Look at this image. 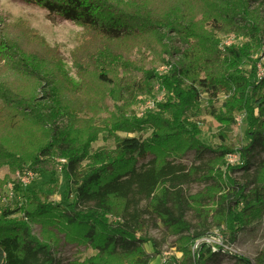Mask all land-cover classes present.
I'll list each match as a JSON object with an SVG mask.
<instances>
[{"label":"trees","instance_id":"16d2710c","mask_svg":"<svg viewBox=\"0 0 264 264\" xmlns=\"http://www.w3.org/2000/svg\"><path fill=\"white\" fill-rule=\"evenodd\" d=\"M23 1L80 26L90 38H98L101 43L93 52L84 49L76 59L85 63L91 56L107 63L102 70L96 71L98 82L103 85L112 83L106 70L110 65L123 59L125 65L133 67L121 52L115 50L113 43L128 46L135 42V50L139 51L138 45L148 41L143 38L147 35L158 43V39L170 33L183 37L187 49L182 57L187 66L174 67L164 75L154 69L146 70L143 80L149 86L146 91L150 93L151 86L159 83L167 100L156 106L162 116H168L158 118L160 121L155 125L160 126L144 140L125 137L116 143L113 153L96 152L86 156L85 142L74 143L64 133L48 129L25 159L7 152L4 158L14 169L26 165L28 171L51 176L61 169L65 196L59 202H47L34 195L26 207L4 210L0 214V264H58L52 245L31 234L34 224L50 230L67 229L73 232L72 240L78 237L92 245L102 257L91 259L87 264H106L105 259L113 257H131V264H149L159 252L154 240V251H143V245L149 241L143 235L146 222L159 221L178 236L187 238L188 242L206 235L191 233L192 225L186 215L192 209L183 187L191 181L212 179L213 173L220 179V183L213 186L220 193L216 197L217 206L226 216L239 219L233 217L238 209L245 215L247 212L257 217L261 215L264 209V76L257 78V65L264 55V42L255 37L260 32L259 16L249 10V0ZM230 32L249 40L222 48L217 36ZM257 52L259 55L254 58ZM163 54L167 57L171 52ZM2 62L0 87L5 82L3 75L8 74L5 68L21 79L37 80V83L50 74L43 71L35 53L22 50L11 39L0 40V64ZM244 64L250 66L247 74L242 69ZM213 66L219 69L216 76L209 69ZM13 87L4 86L0 94L10 105L22 106L21 115H17L40 127L54 117V114L42 113L31 92H18ZM199 90L212 97L220 92L228 94V100L222 105L224 116L220 120H232L230 116L244 111L248 115L249 142L236 150L219 146L212 159L187 168L177 157L193 151L199 158L203 150L210 151L196 139L199 130L195 125L187 129L190 123L185 118L188 110H198ZM61 106L56 104L54 110L63 113ZM15 109L16 106L13 113ZM255 109L257 116L253 114ZM152 120L154 118L147 115L129 121L143 125ZM116 127L123 126L118 122ZM54 152L64 160L63 163L55 164L49 160ZM229 154L238 155L241 164L233 167L226 162L225 157ZM261 154L263 157L256 160ZM86 158L89 163L83 170L80 165ZM240 169H244L246 178L242 184L229 176ZM20 211L22 220L11 218ZM111 217L114 220L110 221ZM199 248L195 260L189 256V264H206L217 255L207 244ZM203 252L207 256L204 257ZM233 258L235 264H264V253L253 262L238 256Z\"/></svg>","mask_w":264,"mask_h":264},{"label":"rangeland","instance_id":"374dc122","mask_svg":"<svg viewBox=\"0 0 264 264\" xmlns=\"http://www.w3.org/2000/svg\"><path fill=\"white\" fill-rule=\"evenodd\" d=\"M122 2L128 3L127 0ZM249 10L259 16L260 32L255 37L261 38L264 42V0H249ZM143 38H148V41L140 42L139 51L135 50L137 47L135 42L128 43V46L125 43H113L115 50L121 52L133 67L125 65L123 59L118 64L110 65L106 70L112 83L103 85L98 82L96 71L102 70L107 63H102L98 57L92 59L91 56L85 63H80L76 59L84 49L93 52L92 50L101 43L98 38L95 36L90 38L80 26L49 15L37 5L28 4L23 0H0V40L11 39L16 41L22 50L35 53L43 71L50 73L37 83V80L21 79L9 68H5L8 74L3 75L5 82L0 87V93L4 86H14L13 89L18 92H31L32 97L36 98V102L41 106L43 114H54L45 126L34 125L31 120L19 116L22 106L13 103L10 105L0 94V214L4 210L14 211L26 207L28 200L34 195L41 201L63 200L65 179L61 169L58 168L55 176L36 174L28 171L26 165L21 169H14L4 158L9 151L25 159L33 145L41 141V136L45 135L48 129L64 133L74 143L85 142L86 156L96 152L113 153L120 139L135 137L144 140L158 129L160 124H155L168 115L162 116L156 105L165 103L167 96L165 91L159 88V83H154L151 92L148 93L146 90L149 86L143 81L144 74L146 70L154 69L159 75H164L170 73L174 67H186L182 54L187 49V43L183 37L175 33L158 39L159 43L149 35ZM217 38L220 44L226 38H231L234 41L232 45L249 40L233 32L219 34ZM121 46L136 52L125 51ZM165 51H170L171 55L166 57L163 54ZM258 55L259 52L254 58ZM0 65L4 69V62ZM258 65L259 72L264 73V60L260 59ZM209 69L214 76L219 70L216 66ZM242 69L247 74L250 66L244 64ZM187 85L188 82L185 86ZM199 92L198 110L190 109L185 115L187 122L190 123L187 129L190 130L191 125H195L199 130L196 139L210 151L203 150L199 158L193 151L185 153L181 158L177 157L179 163L187 168L200 161L207 162L212 159L219 146L236 150L249 142L248 115L244 111L230 116L232 120H220L224 116L222 105L228 100V94L220 92L212 97L205 91ZM146 103L153 104V107L149 108ZM56 104L64 107L63 113L59 109L54 110ZM14 106L17 107L16 114L13 113ZM253 114L257 116L256 109ZM147 115L154 118V121L143 125L129 121L139 120ZM118 122L123 126L120 129L116 127ZM262 157L263 154L257 156L256 160ZM49 160L57 164L62 163L63 159L54 152ZM225 160L233 167L240 165L242 161L235 154H229ZM88 163L86 158L80 165L81 169L84 170ZM244 173V169H240L231 172L229 176L242 184L246 180ZM28 174L31 175L27 176ZM212 175V179L191 181L183 187L192 209L186 215V219L192 225L191 233L206 235L194 242H188L187 238L178 236L159 221L146 222L143 235L149 241L143 245V251L153 252L154 240L159 252L149 264H189V256L195 260L202 244H207L212 253H217L206 264H235L233 256L253 262L264 253V209L259 217L251 212H247L246 216L240 209L233 215L239 219L226 216V213L217 206L216 197L220 193L213 187L215 183H220V179L214 173ZM54 179L56 181L52 182ZM71 189L74 190V187ZM11 218L22 220L24 217L20 211ZM109 220L114 218L111 217ZM31 227V234L34 237L41 242L46 240L52 245L58 264H87L91 259L96 260V257L100 256L86 241L78 237L72 240V231L64 228L62 231L45 229L39 224ZM47 231L49 233L45 234ZM203 256H207V253L203 252ZM131 259L113 257L106 258L105 262L131 264Z\"/></svg>","mask_w":264,"mask_h":264},{"label":"built area","instance_id":"2783aa9c","mask_svg":"<svg viewBox=\"0 0 264 264\" xmlns=\"http://www.w3.org/2000/svg\"><path fill=\"white\" fill-rule=\"evenodd\" d=\"M229 37V36H228ZM227 37V38H228ZM225 39L222 43H221V47L224 48V47H228L230 45H232L234 43L233 39ZM236 42V41H235ZM264 60V55L262 56V58ZM259 65L257 66V78L260 79L261 77L264 76V73L263 72H259ZM146 105H149V108L153 107V104H149V103H146ZM230 157H233V156H230ZM61 162L63 163L64 160H61ZM31 174H28L27 176H30ZM25 179H27V177H24ZM24 186V185H23Z\"/></svg>","mask_w":264,"mask_h":264}]
</instances>
